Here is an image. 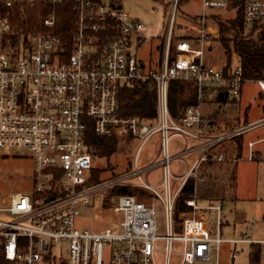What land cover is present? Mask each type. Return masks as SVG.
<instances>
[{"label":"built area","instance_id":"built-area-1","mask_svg":"<svg viewBox=\"0 0 264 264\" xmlns=\"http://www.w3.org/2000/svg\"><path fill=\"white\" fill-rule=\"evenodd\" d=\"M62 1L0 0V154L28 153L35 173L32 191L0 192V251L5 264H221L224 242L258 244L264 262V238L249 230L225 238L220 231L222 201L233 191L239 159L264 160L256 150L264 141L260 137L264 116L220 134L202 132L203 93L213 88L209 83H223L221 93L228 98L240 96L245 83L255 81L264 99V78H245L235 52L230 64L206 63L204 44L210 30L200 33L199 46L189 38L172 44L180 0H171L158 66L143 63L132 51L152 28L130 19L119 7L122 3L114 0H74L76 32L69 51L60 35L46 30L58 25L56 9ZM45 7L49 12L40 13L36 25H26L27 35L21 34L17 41L10 36L15 30L13 10ZM203 8L204 14L226 9L228 0H204ZM243 12L249 24L264 26V0H246ZM115 27L118 33L113 36ZM149 79L156 83V118L123 115L122 88ZM171 80L179 81L174 108L169 103ZM89 128L98 136L125 138V146L129 138L136 139L133 168L113 179L100 175L101 181L91 184L94 170L102 167L96 161L101 156L89 144ZM251 131L253 137L243 138ZM152 138L153 153L145 152ZM237 138L248 149L245 157L219 150L222 143ZM177 160L186 167L183 174L172 170ZM156 168L162 180L153 184L148 177ZM189 180L194 190L193 198L186 201L189 210L174 217L177 197ZM116 186L144 189L146 199L132 193L110 196ZM98 194L114 198V209L122 213L119 231L77 227L81 207L90 205ZM154 197L164 207V234L158 232ZM198 200L214 202L202 209L217 212L215 234L209 219L196 214L201 207Z\"/></svg>","mask_w":264,"mask_h":264},{"label":"rangeland","instance_id":"rangeland-1","mask_svg":"<svg viewBox=\"0 0 264 264\" xmlns=\"http://www.w3.org/2000/svg\"><path fill=\"white\" fill-rule=\"evenodd\" d=\"M110 1V0H108ZM204 0H181L177 12L176 29L173 33L172 44L180 38L194 39L195 46H199L200 33L204 30L210 32L206 42H209L211 53L208 61L223 65L228 62L223 46L220 42V31L213 16L227 20L234 18L236 8H226L222 10H208L204 14ZM171 0H122L123 10L130 19L140 20L144 25L152 28L147 34L146 42L143 45L134 43L132 51L138 56L148 61L153 54V59L159 58L156 46L162 43V55L164 41L170 25ZM180 17V18H179ZM181 28H186L182 32ZM177 31V32H176ZM182 32V33H181ZM212 32V33H211ZM230 37V35H228ZM236 54L233 52L230 63L233 62ZM225 62V63H224ZM229 63V64H230ZM213 89L203 93L202 114L206 120L203 127L204 134H220L225 131L242 126L247 122L264 116V99L255 81H247L240 96L230 95L226 100L220 99L219 88L223 83H209ZM212 119H215L212 122ZM212 122V123H211ZM261 136H264V127ZM261 129V130H262ZM255 131L248 132L243 138L253 137ZM260 134V132H259ZM241 138V139H243ZM155 138L150 139L143 150L153 153ZM240 139H233L222 143L221 148H236ZM139 142L134 138H129L128 145L125 146L123 138L118 149L111 157L101 156L96 159L98 165L102 167L101 176L113 179L116 176L133 168V161L136 155ZM260 149L264 158V141L260 142L256 149ZM4 153V152H2ZM27 155H14V153L0 154V192H29L34 189V165ZM246 153H244L245 157ZM172 170L175 174H183L186 170L181 160L174 161ZM149 182L158 184L162 180L160 169H154L148 177ZM235 190L226 194L222 201V211L220 214V231L225 238L239 237L242 232L249 230L256 238H264V160L256 159L249 161L246 158L239 159L235 174ZM225 195V196H226ZM109 198V203L105 200ZM156 206L158 219V232H166V215L164 207L159 198H153ZM214 204L212 201H197L201 206L196 212L198 216H205L213 234L218 227L217 212L212 209H202L203 206ZM181 212L174 217H179ZM122 213L114 209V198L102 197L100 194L91 198V204L81 207V214L76 219L77 227L90 231L101 232L109 228L115 231L121 229ZM250 244H236L224 242L221 245V264H249ZM235 251L237 255L233 257ZM112 253L107 254L106 259ZM264 264V262H262Z\"/></svg>","mask_w":264,"mask_h":264},{"label":"trees","instance_id":"trees-1","mask_svg":"<svg viewBox=\"0 0 264 264\" xmlns=\"http://www.w3.org/2000/svg\"><path fill=\"white\" fill-rule=\"evenodd\" d=\"M122 3V0H114ZM246 0H228L229 8H236L237 12L234 18L223 20L217 16H213L216 20L220 31V42L223 46L225 54L230 61L231 55L235 52L240 58V64L243 68L244 77L249 80L264 78V26L249 24L244 17V4ZM74 0H63L57 6L58 25L54 29H46L54 32L62 38L63 45L70 51L74 40ZM181 4V0L179 5ZM49 12L48 8L42 10H13V33L10 35L17 41L21 34L27 35L29 28L26 26L36 25L41 14ZM29 15L28 20L25 16ZM118 30H113L111 35H116ZM230 35V37H228ZM185 38V37H183ZM176 57V52L173 49V58ZM230 63V62H229ZM179 95V81L171 80L169 85V103L171 107H175ZM120 105L123 115L139 116L143 119L153 121L156 118L157 112V90L154 80H139L122 88L120 93ZM88 141L93 150H96L100 156L111 157L118 149L120 139L118 137L98 136L94 129H88ZM243 151L242 143L238 144L235 151L232 153L227 151L228 155L240 157ZM102 168H96L93 172V179L90 183H99ZM193 181L189 180L176 201V215L181 211L189 210L186 201L193 198ZM122 193H132L140 199H146L144 189L132 186H116L111 189L110 196ZM109 196V197H110ZM109 203V198L105 200ZM0 264H5V258L0 251ZM249 264H263L261 261V247L258 244H252L249 251Z\"/></svg>","mask_w":264,"mask_h":264},{"label":"crops","instance_id":"crops-1","mask_svg":"<svg viewBox=\"0 0 264 264\" xmlns=\"http://www.w3.org/2000/svg\"><path fill=\"white\" fill-rule=\"evenodd\" d=\"M146 39H147V37H145V38H143V41L141 42V44H138V45H143L145 42H146ZM205 49H204V60H205V62L206 63H208V64H211V65H215V66H219V67H222L223 65H220V64H215V63H213V62H211V61H208L207 59L209 58L208 57V55L211 53V51H210V43L209 42H205ZM162 43H158L157 44V46H156V49H157V52L159 53V58L158 59H153V54L151 53V57H149V59H148V61L146 62V61H144L143 60V58H141V57H139L141 60H142V62L143 63H145V64H147V65H149V66H158L159 64H160V62H161V60H162ZM210 56V55H209ZM225 63V62H224ZM213 89V88H212ZM211 89V90H212ZM219 91H220V98L222 97V98H224L225 100L227 99V95H225V94H223V93H221L222 92V89L221 88H219ZM221 94H223V95H221ZM215 121V119H212V122H214ZM211 122V123H212ZM242 143V145H243V151H242V154H241V156L244 154V153H246L247 151H248V149H247V147H246V145H245V143L244 142H240V144ZM239 143H237V145H238ZM259 144V143H258ZM257 144V145H258ZM236 145V146H237ZM257 145H256V147H257ZM231 148H227V147H225V148H219V150H223V151H225L226 153H227V151H229ZM256 150H258L259 152H261L260 151V149H256ZM234 151H235V149H234ZM114 155V154H113ZM236 167H237V165H236ZM235 170H236V168H235ZM235 190V186L233 187V191ZM227 197V195L225 196V198ZM224 198V199H225ZM224 199H223V201H224ZM200 201H204V200H200ZM205 202H208V201H205Z\"/></svg>","mask_w":264,"mask_h":264},{"label":"water","instance_id":"water-1","mask_svg":"<svg viewBox=\"0 0 264 264\" xmlns=\"http://www.w3.org/2000/svg\"><path fill=\"white\" fill-rule=\"evenodd\" d=\"M119 7L121 8V7H122V5H120ZM221 95H223V94H221ZM220 99H221V100H225V99H224V98H222V97H221ZM51 199H53V197L49 198V200H51Z\"/></svg>","mask_w":264,"mask_h":264}]
</instances>
